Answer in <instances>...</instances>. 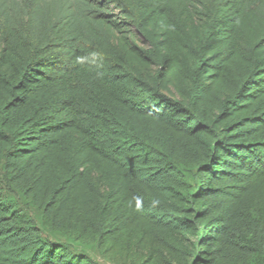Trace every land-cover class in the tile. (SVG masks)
<instances>
[{
	"label": "trees",
	"instance_id": "16d2710c",
	"mask_svg": "<svg viewBox=\"0 0 264 264\" xmlns=\"http://www.w3.org/2000/svg\"><path fill=\"white\" fill-rule=\"evenodd\" d=\"M84 247L264 264V0H0V264Z\"/></svg>",
	"mask_w": 264,
	"mask_h": 264
},
{
	"label": "rangeland",
	"instance_id": "374dc122",
	"mask_svg": "<svg viewBox=\"0 0 264 264\" xmlns=\"http://www.w3.org/2000/svg\"><path fill=\"white\" fill-rule=\"evenodd\" d=\"M86 250H88V252L100 263V264H110L108 262H106L105 260H103L99 254L91 247H84Z\"/></svg>",
	"mask_w": 264,
	"mask_h": 264
},
{
	"label": "clouds",
	"instance_id": "9594fccd",
	"mask_svg": "<svg viewBox=\"0 0 264 264\" xmlns=\"http://www.w3.org/2000/svg\"><path fill=\"white\" fill-rule=\"evenodd\" d=\"M154 203H156V202H154Z\"/></svg>",
	"mask_w": 264,
	"mask_h": 264
}]
</instances>
